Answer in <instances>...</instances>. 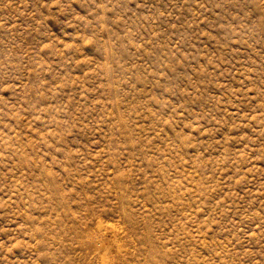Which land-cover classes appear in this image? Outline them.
Segmentation results:
<instances>
[{
  "label": "rangeland",
  "instance_id": "374dc122",
  "mask_svg": "<svg viewBox=\"0 0 264 264\" xmlns=\"http://www.w3.org/2000/svg\"><path fill=\"white\" fill-rule=\"evenodd\" d=\"M0 264H264V0H0Z\"/></svg>",
  "mask_w": 264,
  "mask_h": 264
}]
</instances>
